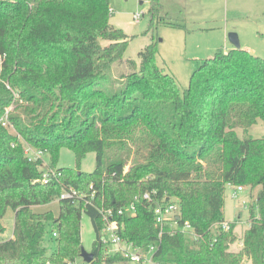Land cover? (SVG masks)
<instances>
[{"label": "trees", "instance_id": "16d2710c", "mask_svg": "<svg viewBox=\"0 0 264 264\" xmlns=\"http://www.w3.org/2000/svg\"><path fill=\"white\" fill-rule=\"evenodd\" d=\"M159 6L152 0L147 31L161 22L182 27ZM109 8V0H0V233L6 211L14 215L11 237L0 239V264L76 262L83 213L95 231L87 264L128 261L104 253L95 206L130 203L136 210L119 219L117 233L142 251L155 246L156 264H264V136L235 131L264 120V59L241 47L217 49L181 92L152 39L138 63L124 60L119 88L106 92L100 83L129 42L109 23ZM25 146L48 155L57 181H38L42 161L29 160ZM62 148L73 152V168L56 167ZM89 152L95 166L83 172ZM226 185L260 186L238 251L230 250L234 223L212 231L224 221ZM68 187L83 196L57 199ZM162 198L176 199L178 226L187 221L195 237L170 234L167 225L158 236L153 207ZM54 200L56 215L33 210ZM47 233L56 242L50 254Z\"/></svg>", "mask_w": 264, "mask_h": 264}, {"label": "rangeland", "instance_id": "374dc122", "mask_svg": "<svg viewBox=\"0 0 264 264\" xmlns=\"http://www.w3.org/2000/svg\"><path fill=\"white\" fill-rule=\"evenodd\" d=\"M159 14L167 21L177 23L182 27H173L164 23L155 24L147 31L150 24L148 12L152 0H109V23L121 28L129 37L122 61L113 62L106 72V81L100 87L106 92L116 91L119 88V75L126 71L124 60L133 59L139 62L138 52L151 40L157 42V61L166 72L174 75L178 87L182 92L189 84V79L201 59L210 57L217 49H228L232 46L228 33L237 34L241 48L251 51L264 59V0H158ZM140 12L138 20L134 14ZM104 44V43H103ZM7 109L6 112H8ZM239 138L264 136V120L257 119L256 123L246 130L236 127ZM47 164V154H43ZM75 158L68 148H62L58 168H73ZM95 166V154L89 152L81 161V171L91 172ZM129 166V165H128ZM235 186L226 185L224 190V221L234 223L233 231L236 241L230 245V250L238 251L241 248L237 242L241 241L243 232L249 226V204L253 203L260 186L251 189L243 186L233 196ZM52 210L58 213V202L35 206V212ZM13 211L9 208L3 217L5 228L0 233V239L11 237L13 230ZM188 236V235H187ZM95 239V231L89 216L86 213L81 217L80 240L81 246L91 252ZM43 244L47 254L56 247V242L50 233L44 237ZM77 264H87L81 257ZM117 264H156L148 254L141 262L122 261Z\"/></svg>", "mask_w": 264, "mask_h": 264}, {"label": "built area", "instance_id": "2783aa9c", "mask_svg": "<svg viewBox=\"0 0 264 264\" xmlns=\"http://www.w3.org/2000/svg\"><path fill=\"white\" fill-rule=\"evenodd\" d=\"M111 8H109V11ZM141 16V13L138 12L134 14V19L138 20ZM2 124L6 125V120L3 118ZM25 153L29 155V160H38L41 159V176L38 179L41 183L49 184L53 181L58 180L60 172H57L54 168H49L47 163L43 158V154L40 150L33 149L31 146H25ZM241 186H235L233 189V196L241 190ZM83 195L77 192L73 187H68L62 190L57 199H66V198H75L82 197ZM93 197V193H91ZM143 198L147 200H152L151 194L145 192ZM162 198L161 201L156 202V205L153 207V215L156 226L159 228L158 236H161L162 229L167 225L169 227L168 232L173 234L175 232L181 231L182 233L188 235L189 237H195L194 231L190 223L185 221L182 226H178L177 220L178 216V203L176 199L169 198L167 201ZM155 201V200H152ZM96 210L99 212L102 227L100 229V241L105 246L104 253L106 255L113 253H120L126 260L131 262H141L146 260L148 254H151L155 249V246H150L147 251H142L139 247L133 245L132 242H128L125 239H122L117 230L120 227L119 219L124 216H131L136 210L134 203H130L127 206L119 207L117 209L105 208L103 206H95ZM230 222L222 221L219 224L212 226V231L214 233L219 231H228L230 230ZM52 236L55 237L56 233L53 232ZM242 246V240L237 242ZM86 263V262H85ZM49 264V263H47ZM68 264H77V262H69Z\"/></svg>", "mask_w": 264, "mask_h": 264}, {"label": "water", "instance_id": "95a60500", "mask_svg": "<svg viewBox=\"0 0 264 264\" xmlns=\"http://www.w3.org/2000/svg\"><path fill=\"white\" fill-rule=\"evenodd\" d=\"M228 39L234 48H239L240 43H239V39H238V36L236 33H234V32L228 33ZM79 255L82 258V260L86 263H90L94 257L93 252L85 251L82 246L80 248V254Z\"/></svg>", "mask_w": 264, "mask_h": 264}, {"label": "crops", "instance_id": "0c3cea01", "mask_svg": "<svg viewBox=\"0 0 264 264\" xmlns=\"http://www.w3.org/2000/svg\"><path fill=\"white\" fill-rule=\"evenodd\" d=\"M233 47V45L231 46V47H229L228 49H230V48H232ZM224 50H227L226 48H224Z\"/></svg>", "mask_w": 264, "mask_h": 264}]
</instances>
